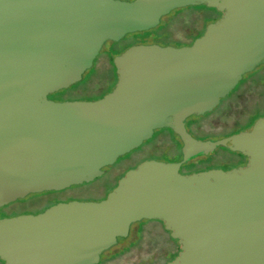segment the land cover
Instances as JSON below:
<instances>
[{"label": "water", "instance_id": "water-1", "mask_svg": "<svg viewBox=\"0 0 264 264\" xmlns=\"http://www.w3.org/2000/svg\"><path fill=\"white\" fill-rule=\"evenodd\" d=\"M202 4L222 15L192 44L132 45L115 56L118 80L104 96L49 97L81 81L106 41ZM261 64L264 0H0V208L94 180L157 129L182 141L181 160L142 162L105 199L0 217L3 264H99L143 219L178 240L168 264H264V116L219 139L187 126ZM219 146L248 163L181 172Z\"/></svg>", "mask_w": 264, "mask_h": 264}, {"label": "rangeland", "instance_id": "rangeland-1", "mask_svg": "<svg viewBox=\"0 0 264 264\" xmlns=\"http://www.w3.org/2000/svg\"><path fill=\"white\" fill-rule=\"evenodd\" d=\"M218 10L207 5H189L177 8L161 19V29L131 32L119 41L104 43L94 65L88 69L81 81L51 93L54 100H94L104 96L115 87L118 80L114 58L128 47L142 43L182 46L193 42L204 33L209 23L221 16ZM155 29V30H153ZM150 31V34H147ZM264 115V64L246 73L236 88L217 103L212 112L194 116L198 118L191 132L199 139H215L240 130L254 119ZM182 141L169 128L155 130L152 138L139 147L121 155L115 163L104 167L103 175L89 182L73 184L61 190L34 192L3 207L0 217L25 213H40L59 202L72 200L99 201L105 199L117 187L120 179L130 169L149 159L176 161L182 156ZM213 156L210 164L217 167L223 158L231 159L224 146L208 151ZM196 158L195 164L183 169L186 173L203 170L206 161ZM233 162V160H232ZM102 254L99 264H168L181 251L177 239L171 236L162 221L143 219L132 226L127 238ZM176 255V256H175ZM0 264L3 261L0 259Z\"/></svg>", "mask_w": 264, "mask_h": 264}, {"label": "flooded vegetation", "instance_id": "flooded-vegetation-1", "mask_svg": "<svg viewBox=\"0 0 264 264\" xmlns=\"http://www.w3.org/2000/svg\"><path fill=\"white\" fill-rule=\"evenodd\" d=\"M213 9H215V8H213ZM216 10V9H215ZM218 12H220V11H218ZM222 15V12H220V15L219 16H221ZM218 18H216V19H214L213 21H215V20H217ZM112 90V89H111ZM103 96V95H102ZM101 96V97H102ZM189 120V119H188ZM188 120H187V126H188ZM252 126V125H251ZM250 127V126H249ZM188 128H189V126H188ZM248 128V127H247ZM246 128V129H247ZM189 130H190V128H189ZM237 130V129H236ZM236 130H234V131H236ZM245 130V129H244ZM191 131V130H190ZM234 131H232L231 133H228V134H226V135H223V136H221V137H219V138H222V137H225V136H228V135H232V134H235V133H238V132H240V131H238V132H234ZM219 138H215V139H219ZM213 139V138H212ZM228 150H229V152H227V154H226V156L227 157H231V159H227V158H223V160L221 161V162H223L222 164H220L219 166H217V167H212V166H210V164H211V162H212V160H213V156L212 155H205V154H201V155H199V156H196L195 158H193V159H191V160H189L188 162H190V161H192V160H194V159H196V158H198L199 160L198 161H200V163L201 162H204V161H206L209 165H207L204 169H206V170H208L209 168H222V169H225V170H228V169H231V168H234V167H238V166H241V165H246L247 163H248V157L246 156V155H244L243 153H241V152H239V151H233V150H231V149H229V148H227ZM182 159V157L179 159V160H181ZM232 160H233V162H232ZM177 161V160H176ZM188 162H186V163H184V164H182V166H181V172H183V169H185L187 166V164H188ZM212 165V164H211ZM201 171H203V170H201ZM183 173H186V171L185 172H183ZM192 173V172H191Z\"/></svg>", "mask_w": 264, "mask_h": 264}, {"label": "trees", "instance_id": "trees-1", "mask_svg": "<svg viewBox=\"0 0 264 264\" xmlns=\"http://www.w3.org/2000/svg\"><path fill=\"white\" fill-rule=\"evenodd\" d=\"M162 27H164V25H159V26H157L156 27V29H161ZM153 30H155V29H153ZM148 33L147 34H150V31H147ZM203 34V33H202ZM201 34V35H202ZM200 36V35H199ZM189 44H192V42L191 43H189ZM222 100V99H221ZM221 100L219 101V102H221ZM213 111V109L211 110V111H209V112H212ZM262 116H264V115H262ZM192 117H194V116H192ZM192 117H190L189 118V120H188V126H189V128H193V125L195 124V122H196V120L198 119V118H196V120L194 119V118H192ZM258 118V116L257 115H255L254 116V119L251 121V123L249 122L248 124H246V125H244L243 126V128L242 129H238V130H236V131H234V132H238V131H242V130H244V129H246L247 127H249V126H251V125H253L255 122H256V119ZM170 129V128H169ZM172 130V129H171ZM191 130V129H190ZM205 155H210L209 154V152H207V153H205ZM182 157V156H181ZM195 160V159H194ZM194 160H192V161H190V162H188V164L186 165V166H192V164H195L194 163ZM209 169H211V168H209ZM203 170H206V169H203ZM3 208H5V207H1L0 208V213L2 212V210H3ZM176 256V255H175ZM166 264V263H165Z\"/></svg>", "mask_w": 264, "mask_h": 264}]
</instances>
